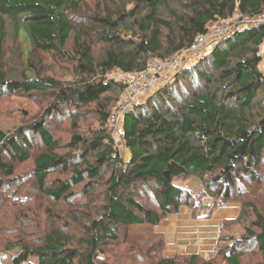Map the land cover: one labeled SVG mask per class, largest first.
I'll return each mask as SVG.
<instances>
[{
  "label": "trees",
  "instance_id": "obj_1",
  "mask_svg": "<svg viewBox=\"0 0 264 264\" xmlns=\"http://www.w3.org/2000/svg\"><path fill=\"white\" fill-rule=\"evenodd\" d=\"M237 12L257 16L264 12V0H0V94L51 91L55 96L38 120L13 133L0 128V191L11 186L13 161L33 162L39 190L55 204L72 205L75 198L82 197L86 201L95 198L99 186L107 187L102 217L90 223L77 220L83 228L80 245L84 250L69 244L74 232L54 223L37 246L23 240L7 243L9 251L0 250V260L5 253L8 264H97L96 258L106 253L107 245L118 241L117 227L146 223L153 228L170 214V208L178 211L183 206L181 198L188 197L190 189L178 181L195 179L205 191L219 188L217 193L227 197L240 176L260 179L256 168L264 162V72L259 67L264 23L237 28L200 56L198 63L182 67L163 87L144 94L145 100H139L144 95L138 97L121 120L129 158L105 127L116 110L111 111L104 98L120 87L126 91L120 81L107 79L109 72L128 76L143 72L150 58L164 61L174 57L207 34L212 23ZM11 31L29 45L25 48L27 64L33 63V53L67 56V45L73 38L72 57L85 78L66 89L60 80L38 77L36 72L32 77L11 78L4 59ZM99 44L106 47L96 56ZM187 81L196 88L187 90L176 108V88ZM93 103L99 106L101 128L85 138L79 130L77 111ZM62 108L75 130L68 144L76 151L72 161L68 154L59 152L64 144L53 135L48 122ZM30 133L39 137L38 146L32 143ZM40 145L44 149L33 155ZM4 153L11 163L5 162ZM71 165L69 177L49 181L53 172ZM81 184L83 190L78 191ZM143 186L155 199L156 209L145 202L149 194H139ZM16 191H10L9 197ZM246 205L253 210V225L258 230L248 229L249 238L241 240L264 251V206L244 202ZM242 210L247 216V210ZM231 239L223 248L224 258L227 264H243L238 239ZM187 256L188 264H198L201 259L199 254ZM154 264H178V260L163 257ZM202 264L213 263L205 260Z\"/></svg>",
  "mask_w": 264,
  "mask_h": 264
},
{
  "label": "rangeland",
  "instance_id": "obj_2",
  "mask_svg": "<svg viewBox=\"0 0 264 264\" xmlns=\"http://www.w3.org/2000/svg\"><path fill=\"white\" fill-rule=\"evenodd\" d=\"M216 42L218 41L208 44L200 55L189 52L185 53L183 67L186 65H192L195 62L198 63L200 56L208 54ZM27 45L28 43L24 37L15 36L12 31L7 35L4 50L5 70L11 72V78H16V76L24 77L26 75L32 77L36 74L39 75L38 77L52 76L60 80L61 87L64 89H66L72 82H77V80L85 78L84 75H80L78 72L77 63L72 57L75 56L73 53V38H70L68 42L67 56L62 57L53 52L33 53V63L29 62V64H27L26 61L27 56L25 48H27ZM105 47L106 46L103 44L97 45L95 47V55L98 56V53L104 50ZM168 66L166 69H169ZM206 66L211 68L210 62L207 61ZM259 67L264 72L263 64L261 62ZM176 73L177 71H168V73L165 74L161 73L160 75L162 77L159 78L162 80L159 81L157 86L152 88L150 92H154V90L163 87V85L175 77ZM153 74L155 75V73ZM121 77L122 75L116 70L109 72L107 75V79H114L120 82ZM155 77L157 78L156 75ZM184 84L185 88L183 89ZM184 84L179 88H176L177 94L175 96L177 97V100L174 99V104H177L176 108H179L181 105L180 101L182 98L186 97L189 92L196 88L193 82L187 81L184 82ZM187 90L188 93H186ZM2 93L0 94V128L7 133H13L21 126L29 125L38 120L45 109L53 102V100H55V96L51 91L24 92L17 90L13 92L4 91ZM146 95L139 100H145L147 98ZM165 99L167 100L168 98ZM130 100L131 98L127 92H124L123 88L120 87L109 93L103 101L112 111L117 109L121 110L120 107L129 109L131 106H134L131 104L129 107H126ZM98 108L99 106L93 103L88 106L80 107L77 111V115L81 117L79 120V130L81 135L85 138L91 136L93 130L101 128ZM48 122L53 135L64 144L59 152L61 154H68L67 157L72 161V157L75 156L76 151H72L68 144L71 135L75 130L71 126V120L68 117L67 112L63 108L60 109V114L53 116ZM105 127L108 134L113 133V129L110 125ZM29 136L32 139V143L37 146L40 144L39 137L36 138L32 133H30ZM114 139L119 150L122 151L126 158H129L130 151L125 147L123 138L114 135ZM42 148L43 146L40 145L33 155H36L38 151L42 150ZM4 160L7 163L12 162V159L6 153H4ZM13 164L14 179L9 180L8 182L11 186H7L0 191V225H2V227H0V250L7 253L9 249H6V247H9L7 243L9 244L10 241L17 243L23 240V242L28 241V243L37 246L40 244L39 239L41 236L48 232V229L54 223L64 226V229L70 231L71 234L74 232V239L72 238L69 244L79 250H84L85 248L80 245L81 240L84 239L81 234L83 233V228L80 226V223L81 221L90 223L91 220H98L102 217V207L107 200V194L105 193L107 187L99 186L95 191V198H90L86 201L84 197H82L75 198L72 201V205H66L61 202L55 204L53 199L41 189L39 190L32 172V161H26L25 163L13 161ZM72 168L71 165L67 170L64 169L53 172L49 177V181L56 178L66 179L72 174ZM256 171L260 178L259 180H251L249 175L240 176L242 179L238 180L232 186L230 191L232 193L227 197H223L224 195L220 196L217 193L219 188L205 191L206 189L203 187L202 183L195 179L187 178L182 180V182L178 181L183 187L190 189L188 197L187 195L182 196L181 203H183V206L192 209L191 212L193 217L197 216L199 212H202L206 216H212L217 212H222L225 215V217L220 218L217 222L215 236L218 237L219 240L218 244L213 247L212 255L210 257H204L200 254L201 259L198 264H202L205 260L212 262L213 264H227V260L224 258L222 251L224 246L227 243L229 244L232 240L231 237L238 239L237 251L241 255L243 264L264 263V251L258 249V246L255 243L250 245L246 241L241 240L242 238H249L247 234L248 229L258 230L253 225V222L256 220V217L252 212L253 210L248 205L245 207L244 202H254L260 207L264 206V162L256 168ZM261 179H263V181H261ZM15 188L18 192L11 193L12 197H9V192L16 190ZM77 190H83V184H81ZM19 192L22 193V195L27 194L30 196V198L28 197L29 200L24 201V203L16 200V196L20 194ZM147 192L148 190L143 186L141 187L139 194L142 197L148 195L149 193ZM145 202L148 207L152 209L157 208L156 201L150 194L148 199L145 198ZM222 202L226 204L223 205ZM227 204H238V208L232 206H230L231 208H226L225 206ZM243 208L247 210V216H243ZM170 210V214L163 216L162 221L168 216L171 217L179 214V210L174 211L173 208H170ZM78 219L80 220V223H77ZM66 223L68 224V227L65 226ZM71 229L75 231H72ZM161 231V223L157 226H153V228L146 223L129 228L117 227L116 233L119 237L118 241L109 246L107 245L106 253L103 254L102 257L99 256L96 258L98 262L97 264L156 263L160 258L169 256L170 251H172V249L168 250L167 246V242H170L171 239L168 236L172 235ZM226 238L230 239L227 240ZM174 239L176 240L175 237ZM189 254L191 253H177L174 257L167 258H176L178 264H188L187 255ZM2 255L4 257L1 258L0 264H8L9 258L5 256V253Z\"/></svg>",
  "mask_w": 264,
  "mask_h": 264
},
{
  "label": "built area",
  "instance_id": "obj_3",
  "mask_svg": "<svg viewBox=\"0 0 264 264\" xmlns=\"http://www.w3.org/2000/svg\"><path fill=\"white\" fill-rule=\"evenodd\" d=\"M260 23H264V12L252 18L245 17L241 12H237L233 17L212 23L207 34L200 36L197 41L190 46V48L181 51L174 57H169L164 61H158L156 59L150 58L148 65L143 72L134 74L132 76L122 75L121 83L125 85L126 92L131 98L126 107L134 104L138 97L148 93L152 88L156 87L158 82L162 80L159 78L162 77L160 75L161 73L165 74L168 73V71L175 72L181 69L184 64L185 53L189 52L200 55L208 44L218 41L228 34L235 32L237 28L240 29L244 25ZM262 53V56L264 57V51ZM167 66L169 69H166ZM153 73H155L157 78ZM120 108L121 110L117 109L113 114L110 115L109 125L112 127L115 136L123 138L125 134L120 123L127 108ZM27 199V196H16V200Z\"/></svg>",
  "mask_w": 264,
  "mask_h": 264
},
{
  "label": "crops",
  "instance_id": "obj_4",
  "mask_svg": "<svg viewBox=\"0 0 264 264\" xmlns=\"http://www.w3.org/2000/svg\"><path fill=\"white\" fill-rule=\"evenodd\" d=\"M263 45L264 43L262 52L264 51ZM262 60L264 69L263 56ZM230 206L238 208V204H227L225 207L231 208ZM191 211L192 209L187 206H182L179 209V214L168 216L164 221H161V232L172 235L168 236L172 239L167 242L168 250L172 249V251L167 257H174L177 253L201 254L204 257H210L213 247L218 244L219 238L215 236L216 226L218 220L225 215L222 212H217L212 216H206L199 212L197 216L193 217Z\"/></svg>",
  "mask_w": 264,
  "mask_h": 264
}]
</instances>
